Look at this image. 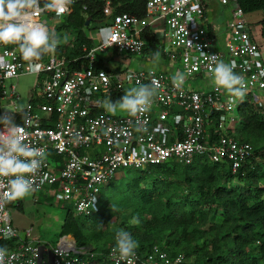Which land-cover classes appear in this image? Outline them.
<instances>
[{
    "label": "built area",
    "instance_id": "obj_1",
    "mask_svg": "<svg viewBox=\"0 0 264 264\" xmlns=\"http://www.w3.org/2000/svg\"><path fill=\"white\" fill-rule=\"evenodd\" d=\"M102 1L106 19L82 29L92 46L83 54L86 61L79 69L69 70L64 55L55 50L28 62L23 60L17 44L0 43V112L15 113L26 142L46 153L38 172L25 174L33 181L28 195L56 197L70 204L76 215H86L94 209L101 186L120 169H144L168 161L189 164L200 159L226 164L235 173L250 154L251 146L231 135L236 119L232 110L240 101L214 83L213 58L235 62L234 72L246 84L244 99L264 106V63L257 44L245 29L237 1L217 0L230 8L232 16L222 53L214 48L204 24V0H146L142 16L128 12L110 16V0ZM47 2L40 0L41 8L32 19L54 33L69 12L57 16L44 8ZM156 24L162 38L168 39L161 46L162 52L178 62L184 80L198 75L210 80L209 88L184 84L177 88L170 73L152 68L113 73L92 67L99 58L104 64L103 58L95 54L108 49L117 57L140 55L144 41L136 34L144 28L152 30ZM105 29L111 31L107 39ZM113 38H118V44H112ZM68 40L66 37L64 41ZM30 63L39 67H30ZM22 74L35 75L37 80L27 88L20 104L14 85L6 82ZM153 81L158 87L150 111L135 116L96 111L110 95L123 96L128 89ZM9 179L0 177V197L7 191ZM17 200L0 204V239L16 242L8 249L6 264H94L90 260L95 254L88 248H75L71 236H59L48 243L33 237L31 226L20 230L13 221ZM114 249L104 254L100 264L185 262L181 253L168 257L155 247L150 252L135 251L128 260H121Z\"/></svg>",
    "mask_w": 264,
    "mask_h": 264
},
{
    "label": "trees",
    "instance_id": "obj_2",
    "mask_svg": "<svg viewBox=\"0 0 264 264\" xmlns=\"http://www.w3.org/2000/svg\"><path fill=\"white\" fill-rule=\"evenodd\" d=\"M145 1L110 0L109 15L128 12L142 16ZM236 1L243 14L264 11V0ZM70 9L52 34L60 41L55 52L62 53L65 66L73 70L85 63L83 54L92 46L82 33L85 20L99 25L106 16L102 0H74ZM136 37L144 41L141 55L165 56L150 28ZM92 67L119 71L118 67L106 68L100 58ZM120 97L122 94H112L108 100ZM235 111L231 135L251 146L235 173L226 164L200 159L189 164L168 161L144 169H120L118 179L113 176L101 186L90 213L76 215L70 204L57 201L62 218L56 237L69 235L75 248H88L95 254L90 260L94 264H100L104 254L115 247L118 229L132 234L139 244L137 253L155 247L168 257L181 253L184 264H264V106L244 99ZM15 245L13 239H0V246L9 249Z\"/></svg>",
    "mask_w": 264,
    "mask_h": 264
},
{
    "label": "clouds",
    "instance_id": "obj_3",
    "mask_svg": "<svg viewBox=\"0 0 264 264\" xmlns=\"http://www.w3.org/2000/svg\"><path fill=\"white\" fill-rule=\"evenodd\" d=\"M73 3L74 0H48L44 8L62 16L70 12ZM40 8V0H0V43L17 44L23 60L28 62L39 60L44 52L54 51L60 42L44 24L32 19L34 12H38ZM188 20L191 21V16ZM103 34L106 39L111 37L108 29ZM113 43L118 44V38H113ZM213 63L211 71L214 83L225 89L230 97L242 101L247 89L244 78L234 72L235 62L224 63L213 58ZM30 67L39 66L30 63ZM101 74L103 75L102 72ZM184 79L183 73L172 77L177 88L182 86ZM157 87L154 81L132 87L117 101H106L104 107L113 113L122 110L133 116L148 112L151 110ZM45 155L44 151L26 142L21 125L16 122L15 113L8 110L0 112V177H11L7 191L0 197V204L23 198L33 190V181L25 174L35 175L41 168ZM135 222L139 223L138 219ZM138 247V242L130 232L124 229L115 232L114 252L119 253L121 260L134 256ZM9 257L8 248L0 246V264H6V258Z\"/></svg>",
    "mask_w": 264,
    "mask_h": 264
},
{
    "label": "rangeland",
    "instance_id": "obj_4",
    "mask_svg": "<svg viewBox=\"0 0 264 264\" xmlns=\"http://www.w3.org/2000/svg\"><path fill=\"white\" fill-rule=\"evenodd\" d=\"M242 18L244 20V25L246 26L245 29L250 33L252 39L257 44L261 60L264 63V11L254 10L248 13H244ZM224 21H227V17H224ZM216 27L217 29L214 30L213 33L215 37L214 43L216 47H218V49L223 50V39L228 32V28L226 25H223L222 21L220 25L218 24L216 25ZM167 40L168 39L165 38V41ZM95 55L97 57H102L104 60V65H106V67L108 68H113L119 65L122 66V70L132 69L136 64L140 62V60H136L133 62L134 58L130 57L128 59L131 61L127 62L129 63V65H125L121 58L119 59V57L112 55L110 49L101 53L97 52ZM157 59L159 60V56H157ZM141 62L143 61L141 60ZM141 62L139 63L140 65L149 67L147 63ZM149 64H151L150 67H157L153 62ZM171 69H174L175 71L171 73L173 75L180 73V66L178 62L175 61L168 71H171ZM36 80L37 78L35 75L22 74L16 78L9 79L6 82V85H14L16 91L20 95L19 103L22 104L25 99L27 88L33 86ZM185 83V85L190 88L198 87L200 89H204L205 87H207V85L210 86L209 79L203 80L201 78L199 79L198 77H191ZM123 113L124 111L117 110L114 114L121 115ZM232 114H236L235 110H232ZM114 176L116 179H118L121 176V172L116 171ZM23 198V210L19 211V213L23 212L29 220H32L30 226L34 235L39 239V241L52 243L58 234V229L62 218V211L59 207L60 205L57 202L59 200L56 197L54 198L53 196L48 198L43 197L42 195L39 196L38 194H34L32 197L27 195ZM16 213H18V211ZM112 222L113 220L109 222V226H111ZM67 236L70 237L69 235Z\"/></svg>",
    "mask_w": 264,
    "mask_h": 264
},
{
    "label": "crops",
    "instance_id": "obj_5",
    "mask_svg": "<svg viewBox=\"0 0 264 264\" xmlns=\"http://www.w3.org/2000/svg\"><path fill=\"white\" fill-rule=\"evenodd\" d=\"M204 7H205L204 17H203L204 24H205L206 28L208 29V31L210 32V35L213 38L212 44H213L214 48L216 50H218L220 53H222L223 50H224V44H223V50L218 49V47H216V45L214 43L215 37H214L213 33H214V30L217 29L216 25H218V24L220 25L221 21H222L223 25H226L227 28H228V25L230 24V21H232V16H231V13H230V8L228 6H224V5L219 4L217 2V0H204ZM224 17H227V21H224ZM153 28H154V29H152L153 34L157 38H159L158 39V42L161 44V46H165L167 44V42L165 41V39L162 38L161 29H160L159 24L154 25ZM226 36H227V34H226ZM226 36L223 39L224 42H225ZM155 55L156 56H154L153 58H149V57H146V56L141 55V54L140 55L124 54L122 57H119V59L121 58L125 65L126 64L129 65V63H127V62H130L131 61V60L128 59L130 57L134 58L133 59V62L136 61V60H140V62H141V60H142L143 62H141V63H147L149 65V67H145V66L140 65L139 64L140 62L138 64L134 63L136 65L132 69H150V68H152V69H155V70H162V71H165L167 73L170 72V74L173 73V72H175L174 69H171V71H168V70H169V68H171V65H173V63L176 60H173V59H171V58H169L167 56H163V55H161L159 53H157ZM157 56H159V60L157 59ZM152 62L155 63V65L157 67H150L151 64H149V63H152ZM104 66L106 67V65H104ZM116 67H118L119 70H122V66H119L118 65ZM123 67H125V66H123ZM106 68H108V67H106ZM113 68H115V67H113ZM171 75L174 76L173 74H171ZM194 77H198L199 79L200 78L202 79V77L201 76H198V75H196ZM203 80H207V79H203ZM186 81L187 80H184V82H183L184 85L186 84L185 83ZM209 87L210 86L207 85V87H205L204 89H207ZM104 104H103V106H97L96 107L97 110L104 111V112L105 111L110 112L109 110H107L104 107ZM124 112H126V111H124ZM37 194L39 196L42 195L43 197H50L49 195H43L41 193H37ZM23 202H24V198H20V199L17 200L16 209H17L18 213H15V215L13 216V221H14V223L16 224V226L20 230L23 229L24 227L30 226L31 225V222H32V220H29L27 218V216L23 212L19 213V211H22L23 210ZM32 234H33L32 235L33 237H36L34 235V233H32Z\"/></svg>",
    "mask_w": 264,
    "mask_h": 264
},
{
    "label": "water",
    "instance_id": "obj_6",
    "mask_svg": "<svg viewBox=\"0 0 264 264\" xmlns=\"http://www.w3.org/2000/svg\"><path fill=\"white\" fill-rule=\"evenodd\" d=\"M88 22H89V20H85V22H84V25H87V24H88Z\"/></svg>",
    "mask_w": 264,
    "mask_h": 264
}]
</instances>
